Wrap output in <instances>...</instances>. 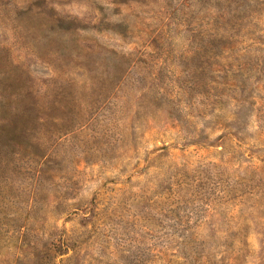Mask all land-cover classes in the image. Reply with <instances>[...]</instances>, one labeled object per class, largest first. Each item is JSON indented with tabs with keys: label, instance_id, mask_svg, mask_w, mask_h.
Returning a JSON list of instances; mask_svg holds the SVG:
<instances>
[{
	"label": "rangeland",
	"instance_id": "rangeland-1",
	"mask_svg": "<svg viewBox=\"0 0 264 264\" xmlns=\"http://www.w3.org/2000/svg\"><path fill=\"white\" fill-rule=\"evenodd\" d=\"M0 264H264V0H0Z\"/></svg>",
	"mask_w": 264,
	"mask_h": 264
}]
</instances>
